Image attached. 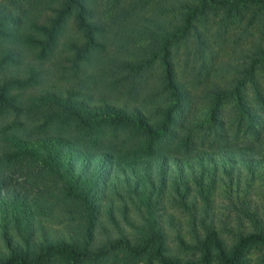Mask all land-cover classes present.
<instances>
[{
	"label": "trees",
	"instance_id": "16d2710c",
	"mask_svg": "<svg viewBox=\"0 0 264 264\" xmlns=\"http://www.w3.org/2000/svg\"><path fill=\"white\" fill-rule=\"evenodd\" d=\"M222 2H0V264H246L264 249V202L252 200L256 180L264 191V41L215 58L205 25L227 19ZM148 71L156 82L141 95ZM226 104L254 144L199 147L193 133L224 129ZM96 124L130 137L105 140ZM18 163L54 187L9 180ZM216 190L233 224L217 216ZM57 209L61 227L43 224Z\"/></svg>",
	"mask_w": 264,
	"mask_h": 264
},
{
	"label": "rangeland",
	"instance_id": "374dc122",
	"mask_svg": "<svg viewBox=\"0 0 264 264\" xmlns=\"http://www.w3.org/2000/svg\"><path fill=\"white\" fill-rule=\"evenodd\" d=\"M6 0H0V2L5 3ZM225 0L221 4L213 5L218 12L223 13V8H233L227 14V19H222L221 15H216L212 19H208V23L205 27L209 28L208 34L211 36L209 41V45L212 50H216L213 56L216 58L221 57V55H231L236 49H240L244 44L251 43L253 41L260 40L264 41V2L263 0H236L231 3L233 0ZM210 5L211 3L208 2ZM207 6V5H205ZM211 7V6H210ZM212 8V7H211ZM251 19V20H250ZM248 20H250L248 22ZM216 24H220L219 28H217ZM213 26V27H212ZM243 30H245L243 32ZM148 71L144 75L143 78L138 79V89L137 92L141 95L148 92V90L155 85L156 80V72ZM257 79L264 89V72H258L256 74ZM188 79V78H187ZM115 97L120 102H127L128 99L131 98V95L128 94L127 89L125 87H118L114 92ZM205 104L203 100H197L194 102V107L200 108ZM238 112L236 109L232 108L231 104L224 105V109L222 112V117L226 121V126L224 129H213L212 127H204L198 129L193 133V141L199 147L205 148H219L223 146H237L243 145L247 143H251L255 140L249 134L244 133L243 129H240V120L237 116ZM94 135H99L105 140H116L123 141L128 139L129 132L120 127H111L96 124L93 129ZM130 141V140H129ZM251 144H254L251 143ZM261 156L264 154L261 152L258 153ZM4 175L14 182H20L26 187H29L31 190H38L40 187H54V181L48 178L40 179L33 178L31 174H29L23 163L12 164L9 165L5 171ZM263 183L259 180L255 181V190L256 193L252 194V200L257 204H262L264 202V191L262 190ZM214 202V210L216 211L217 216L224 218L226 215H230V217H225L227 224H233L235 212L234 208L231 207L229 199L225 197V195L216 190L213 195ZM166 211L168 214H173L175 218L182 219V214L175 209L174 207L168 204ZM58 217L53 218L52 220H43V224L50 225L53 228H60L61 220H64V213L57 209ZM183 230L185 231V225L183 224ZM225 235V234H224ZM227 236V235H226ZM228 237V236H227ZM229 239V237H228ZM175 241L170 239V245H174ZM264 252V249L260 246H254L250 248L247 252L249 256V260L246 264H264L259 260V256ZM54 264H70L65 260H59ZM98 264H122L121 260L108 259L106 262H100ZM129 264H145L143 260H139L134 263ZM156 264V263H152ZM218 264V263H214Z\"/></svg>",
	"mask_w": 264,
	"mask_h": 264
}]
</instances>
